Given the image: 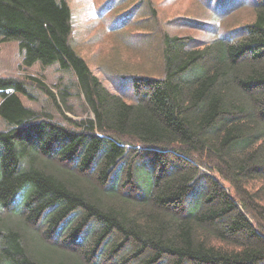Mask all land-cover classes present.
I'll use <instances>...</instances> for the list:
<instances>
[{
  "label": "trees",
  "instance_id": "obj_1",
  "mask_svg": "<svg viewBox=\"0 0 264 264\" xmlns=\"http://www.w3.org/2000/svg\"><path fill=\"white\" fill-rule=\"evenodd\" d=\"M209 1L227 22L250 8V24L148 39L163 72L132 74L129 96L73 49L65 0H0V44L72 72L92 113L63 125L0 77V264H264V0Z\"/></svg>",
  "mask_w": 264,
  "mask_h": 264
},
{
  "label": "rangeland",
  "instance_id": "obj_2",
  "mask_svg": "<svg viewBox=\"0 0 264 264\" xmlns=\"http://www.w3.org/2000/svg\"><path fill=\"white\" fill-rule=\"evenodd\" d=\"M65 2L72 15L70 42L73 49L86 62L90 71L99 78L106 90L111 94L122 91L124 95L129 96H133L130 92L132 74L139 77H157L163 72L160 47L152 45L156 55V61L153 60V63L144 57L147 51L144 47L148 45V39L154 38L157 41L159 36L167 34L170 37H190L195 39L194 43L199 44L206 38L210 40L205 36L202 23H206L207 28L211 27L214 31L224 30L218 32L220 38L225 33L233 31L240 36L239 29L250 24L253 16V10L248 8L238 12L236 14L238 17L234 21H224L221 12H208L202 7L203 4H209V0H65ZM153 12L155 15L151 14ZM114 19L116 23H120L121 19L124 22L115 29L112 26ZM179 20L181 28L175 25ZM148 54L151 53L146 55ZM21 61L22 54L18 51L16 42L0 44V77L25 82L32 96L30 99L20 97L25 106L52 114L53 119L63 125H70L64 117L81 120L92 116L72 72L61 71L57 65L34 64L31 67H23ZM31 77L44 82L54 93L56 102L41 87H36L37 82L32 81ZM60 92L67 94L64 103L60 98ZM2 128L5 126L0 121V129ZM120 168L119 165L115 174H119ZM208 174L216 177L210 171ZM216 178L218 180V177ZM220 182L228 188L226 183L222 180ZM246 187L250 192L256 191L260 183L251 180L247 182ZM260 195L262 205L264 190Z\"/></svg>",
  "mask_w": 264,
  "mask_h": 264
}]
</instances>
